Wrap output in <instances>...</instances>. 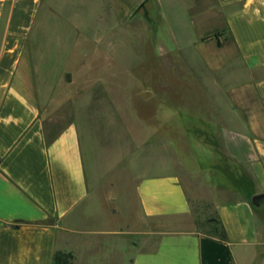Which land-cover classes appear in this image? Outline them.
<instances>
[{
    "label": "crops",
    "instance_id": "1",
    "mask_svg": "<svg viewBox=\"0 0 264 264\" xmlns=\"http://www.w3.org/2000/svg\"><path fill=\"white\" fill-rule=\"evenodd\" d=\"M40 3L0 0V264H53L56 250L70 251L72 264H107L112 252L127 264H264V210L251 201L264 192V0H190L198 20L214 21L196 40L205 63L214 68L222 59L244 74L241 85L224 87L231 170L204 174L205 200L226 241L198 231L176 174L138 172L121 146L114 159L121 174L108 178L112 167L95 161L94 143L102 140L96 124L100 116L110 120L111 108L96 107L78 82L84 74L71 68L38 82L33 75L26 45L34 41ZM117 183L130 191L148 227L114 251L94 238L122 231L104 219L114 214L108 190Z\"/></svg>",
    "mask_w": 264,
    "mask_h": 264
},
{
    "label": "rangeland",
    "instance_id": "2",
    "mask_svg": "<svg viewBox=\"0 0 264 264\" xmlns=\"http://www.w3.org/2000/svg\"><path fill=\"white\" fill-rule=\"evenodd\" d=\"M213 22L198 20L190 0H41L34 41L26 45L37 82L44 73L71 68L84 74L78 82L87 85L96 107L111 108L110 120L100 116L96 124L102 140L94 143L95 161L112 167L108 178L121 174L114 164L121 146L138 172L176 174L198 218V231L207 234L217 225L205 200L204 174L215 168L229 172L232 165L224 153V105L230 101L224 87L231 91L244 76L222 59L214 68L205 63L196 40ZM108 191L115 211L104 212V219L122 231L94 242L117 251L129 246V236L144 235L148 225L146 219L141 224L128 189L117 183ZM256 204L264 210V197ZM103 250L106 261L112 256L107 264H127L116 252L110 256L109 247Z\"/></svg>",
    "mask_w": 264,
    "mask_h": 264
},
{
    "label": "trees",
    "instance_id": "3",
    "mask_svg": "<svg viewBox=\"0 0 264 264\" xmlns=\"http://www.w3.org/2000/svg\"><path fill=\"white\" fill-rule=\"evenodd\" d=\"M216 227H214L213 235L218 236L221 241H226V234L220 221L215 219ZM73 254L70 251L56 250L53 254V264H72Z\"/></svg>",
    "mask_w": 264,
    "mask_h": 264
},
{
    "label": "water",
    "instance_id": "4",
    "mask_svg": "<svg viewBox=\"0 0 264 264\" xmlns=\"http://www.w3.org/2000/svg\"><path fill=\"white\" fill-rule=\"evenodd\" d=\"M264 197V192H261V193H256V194H254L252 197H251V201L253 202V203H257L261 198H263Z\"/></svg>",
    "mask_w": 264,
    "mask_h": 264
}]
</instances>
